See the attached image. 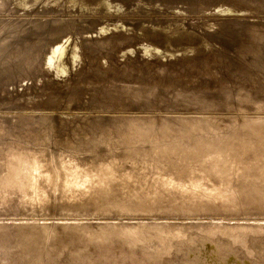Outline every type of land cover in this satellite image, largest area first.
<instances>
[{"label": "rangeland", "instance_id": "rangeland-1", "mask_svg": "<svg viewBox=\"0 0 264 264\" xmlns=\"http://www.w3.org/2000/svg\"><path fill=\"white\" fill-rule=\"evenodd\" d=\"M10 1L14 2L17 5V10L15 12H12L9 10L8 11H4V10L1 11L0 12V15H1L0 16V23H3V20H4V22H7L8 26H11V24H13V23L25 24L27 22V20L32 19V23L34 21L36 22V23L35 22L33 23L34 26L44 27V29L46 30L45 31L46 32V35H45L46 38L45 39H47L51 43H54L53 47L51 48L52 52H51L49 60H50V63L52 62V64L55 62V65H54V67H52L53 69L52 68H45L42 65V63L40 62L41 61L40 57H41L42 51L44 50V45L42 48V44H44V42H43L44 40L42 41L38 37H33L32 38L33 40H31V43L35 47L33 48V50H31L30 56L33 55L31 57H34V55H35L34 58H36V59L30 58V61H28L27 54H29V53L27 51H25V53H27V54L24 53L25 56H27L26 57L27 60L24 57V66L27 67V68L24 67L25 68L24 71L26 72L28 70H31V72L28 71L25 73L23 71L22 73L24 76L22 79H19L17 77H15V78L11 77V78H8L7 80H4V79L0 80V123L1 122L3 123V124L1 123L2 126L0 124V127L3 128V131L0 132V143H1L0 144V156L5 155L10 150H12V151H18V150L19 151H26L27 150V151H32V152H36V150H37L36 153L42 152L45 155H47V154L49 155L51 153V155L55 156V155L59 154L58 153L59 151H62L65 149H84L87 147L92 148V145L90 146L89 141L85 139L87 137L84 134L79 133L80 130L82 129L80 127L83 125H81L79 127L78 124L80 122H86V121H87V123H93L96 121L106 120L107 118L114 119L118 116L119 117L122 116V118H129L132 116L134 118H138V116H140L142 114V115H144L143 117H145V118L142 117L143 119H147V118L149 119V116H145V114L146 115L152 114V116H153V117H151L152 120L158 119L161 122L163 121V119H168V118L179 119L182 121L189 120L187 123L185 122L184 124L179 125L177 128H174V129H172L173 127H169V125H158L159 126L158 129L162 128L163 130H165L166 135H169V134L174 135L175 136L174 138H177L178 140H180L179 136H182V134L185 131H187L188 129L206 130L209 128L208 127L209 123L220 125V124H223L228 119H231L232 117H235V116H242V117H244L250 121L257 123V125H264V119H263L264 118V94H263L264 88H262V87H264V85H263L264 84V80H263L264 79V77H263L264 76V70H263L264 69V0H255V1L254 0H234V1L233 0H135V2H133L134 0H104L106 3V7L95 6L94 4H92L93 0H84V2H80V1L78 3L75 2L73 7H71V9L66 8L67 10H60L59 9V0H52L53 2H51V0H24V1L23 0H15V1L10 0ZM25 1H26V3H25ZM61 1H65V0H61ZM108 1H110V2H108ZM130 1L132 2V4ZM152 1H154V2H152ZM47 2L49 5L47 4ZM115 2H117V4ZM199 2H201V4ZM207 2H208V4H207ZM240 2H242L244 4H242ZM185 3H186V5H185ZM195 3H196V5H195ZM198 3L200 5H198ZM259 3H260V5H259ZM52 4H53V6H52ZM160 5H161V7H160ZM255 5H256V7H255ZM65 6L67 7L69 5L66 4ZM226 6L229 8H227ZM131 8H133V9H131ZM240 8H242V9H240ZM164 10H166V11H164ZM169 10H171V11H169ZM222 10L224 12L225 11L226 12L223 13ZM246 10H248V11H246ZM203 11H204V13H203ZM231 11H232V13H231ZM18 12H19V14H18ZM255 13H257V14H255ZM261 13H262V15H261ZM58 16H60V17H58ZM58 19H61V22H66V23L72 21L76 26L79 25L78 28L81 26L82 29L84 30V32L82 31V29H80L78 31V33H79L78 34L77 31H73L75 29L67 28V29H65L66 40L61 41L64 34L63 35L59 34V32H55L50 27H49L50 28L49 30H53V32L46 29V28H48V26H47L48 22H50V21L54 22V20L56 21ZM192 22H193V24H192ZM90 23H91V25H90ZM169 23L173 24L171 29H169L168 31H165L164 33L159 32V30H161V28H163L166 24H169ZM224 28H226V29H224ZM49 32H52V33H49ZM48 33L50 34V36ZM53 33H55L56 36ZM122 33H124L128 37ZM68 34L71 36H69ZM83 35H87V36H83ZM57 36H60V37L57 38ZM120 36H122V37H120ZM49 37L51 38V40ZM88 37H89V39H88ZM116 37L118 39L120 38L119 40H122V43ZM136 37L137 38L139 37V38L137 39ZM27 38L28 37H24V41H25V42L23 41L24 43H27V41H28ZM53 38H55L56 40ZM90 38L91 39L93 38V39L91 40ZM131 38H133V39H131ZM57 39L61 42H59ZM87 39H88V41H87ZM97 39H98V41H97ZM111 39H112V41H111ZM246 39L247 40L249 39L250 41L248 42ZM54 41H56V42L58 41V42L56 43ZM106 41L108 44H105ZM109 41H110V43H109ZM117 41H119L120 44ZM215 41H216V44H215ZM231 41L234 42V44ZM39 43H41L40 44L41 45L40 50H39V48H40ZM61 43H62V46H61ZM74 43H77L79 45V52L73 53L74 52V49H73ZM85 43H86V45H84ZM102 43H104V46H102L103 45ZM144 43L146 44V46L144 45ZM239 43H242V44H239ZM250 43L252 44V46ZM35 44H37V46ZM141 44L143 46H141ZM262 44H263V46H262ZM64 45H65V47H63ZM136 45H137V47H136ZM139 45H140V48L138 47ZM147 45H148V47H147ZM219 45L224 46L225 48L220 47ZM247 45H249V46H247ZM38 46H39V48H38ZM95 46H96V48H95ZM99 46H100V48H99ZM237 46H239L240 48H238ZM89 47L91 48V51H90ZM97 47H98V50L96 51ZM141 48H143V49H141ZM161 48H162V50H161ZM82 49H83V51H82ZM129 49H131V52ZM180 49H182V50H180ZM183 49H185V50L183 51ZM231 49H233V50H231ZM53 50H54V52H53ZM143 50L145 51L144 53H143ZM228 50H229V52H228ZM166 51L169 52V54H167ZM132 52L134 53L133 55H132ZM146 52H147V54L145 55ZM81 53H82V55H81ZM121 53H123V55ZM129 53H130V55H129ZM60 54H61V56H60ZM120 54L122 55L121 58H120ZM166 54H167V57H166ZM184 54H185V57L183 56ZM140 55L144 56V57H141ZM59 56L61 57L60 60H59ZM79 56H80V58H82V61H80L81 59L79 58ZM103 56H104V58L107 57V58H105L106 60L103 58ZM137 56H139V57H137ZM99 57H101V59ZM147 57H148V59H147ZM237 57H238V59H237ZM37 59H39V60H37ZM182 59H184V60L182 61ZM36 60H37V62H36ZM90 60H91V62H90ZM145 60H147V61H145ZM244 60L245 61L247 60V61L245 62ZM59 61L63 65L64 70L59 69ZM84 61L86 63H84ZM210 61H211V63H209ZM235 61H237V62H235ZM147 62H148V64H147ZM207 62L209 64H207ZM29 63H31L30 64L31 66L29 65ZM75 63H77V64H75ZM120 63H121V65H120ZM25 64H27V65H25ZM37 64H39L38 65L39 67L38 66L36 67ZM129 64H131V65H129ZM170 64H171V66H169ZM177 64L179 66H177ZM33 65H34V68L32 67ZM57 65H58V67H56ZM144 65H145V67H144ZM40 66L44 67L45 69L41 67L43 69L42 70L40 68ZM121 67H123V68H121ZM125 67H126V69H125ZM55 68H56V70H54ZM208 68H210V69H208ZM229 68H231V69H229ZM32 69H34V70H32ZM101 69H103V70H101ZM132 70H134L135 72L134 71L132 72ZM35 71H37L36 74H34ZM40 71H41V73H40ZM42 71H45V72H42ZM193 71H194V73H193ZM147 72H148V74H145ZM156 72H158V73H156ZM188 72H189V74H188ZM29 73L34 75V76L30 75ZM169 73H170V75H169ZM185 73H186V75H185ZM195 73H196V75H192ZM260 73H261V75H260ZM57 74H58V76H57ZM73 74H75V75H73ZM141 74L144 76L146 75L147 77L143 76L144 77L143 78ZM156 74L158 75V77L156 76ZM176 74H178V75H176ZM180 74H182V75H180ZM28 75H30L32 78ZM139 75H141V77ZM138 76H139V78H138ZM162 76H164V77H162ZM210 76H212V77H210ZM1 77H2V75H1ZM78 77H80V78H78ZM111 77H113V78H111ZM148 77H150V78H148ZM182 77H183V79H182ZM25 78H27V79H25ZM38 78H39V80H38ZM157 78H158V80H157ZM212 78H213V80H212ZM221 78H223V79L221 80ZM28 79H29V81H28ZM68 79H69V81H68ZM151 79L154 83H152ZM175 79H176V81H175ZM250 79H251V81H250ZM257 79H259V80H257ZM181 80H183V81H181ZM233 80H236V81H233ZM167 81H169L170 83H168ZM249 81L251 84L249 83ZM24 82H26V83L24 84ZM67 82L68 83L70 82V85ZM122 82H124V83H122ZM149 82H150V85H148ZM236 82H240V83H236ZM87 83L89 86L87 85ZM108 83H109V85H108ZM139 83H141L142 85ZM143 83H145V84L147 83V84L145 85ZM218 83H221V84H218ZM18 84H20L21 86H19ZM110 84H113V85H110ZM122 84H125V86L122 87ZM126 84L127 85L129 84V85L127 86ZM168 84H170L171 86ZM10 85H12V86H10ZM207 85H209V86H207ZM223 85H225V86H223ZM250 85H251V87H250ZM80 86H81V88H80ZM129 86H131V87H129ZM137 86L138 87L142 86L143 91L140 92L141 94L136 93L135 90H136V88H138ZM163 86H165L167 88H165V87L163 88ZM124 87H126L127 89L126 88L124 89ZM204 87H206L208 90ZM132 88L135 90H133ZM156 88H158L159 90ZM253 88L255 91L252 90ZM47 89H48V91H47ZM236 89L241 91V92H242V90L244 92V89H245L246 92H244V93L242 92L243 97L241 95L242 93H239V91H237ZM257 89L259 92L256 91ZM116 90H125L127 92V94L130 93V95H127V98H125L123 100L124 105L121 104L115 108L114 107H112V108L106 107V101H105V99L107 98L106 95H110V96L114 95L113 93ZM167 91H168V93H167ZM56 93H58V95ZM63 93H65V94H63ZM145 93H146V96H145ZM252 93H253V95H250ZM38 94H39V96H38ZM131 94H133L134 96ZM147 94H149V95L147 96ZM193 94H199V95L201 94V96H203V97L213 99L215 101V105L205 106V107L204 106H195L194 107L193 105H190V108H189V105H187V106L184 105L181 99L184 96H189V95H193ZM235 94L239 95V96L241 95V97L238 99V101L240 102L242 99V100H244V101H242V103L244 102L246 104H244V103L241 104V102H240V104H241L240 105V104H238L239 102L237 100H233L232 96L236 97ZM225 95H229V97L227 99L228 101L223 99L224 98L223 96H225ZM248 96H249V98H248ZM145 97L146 98L148 97V99H146ZM172 97L173 98L178 97V98L176 100V99H173ZM215 99H217L218 101ZM145 100H147V103L144 102ZM224 102H226V103H224ZM248 102L250 104H247ZM253 102H254V105H251ZM181 104H183V105H181ZM229 104H231L232 106H230ZM33 105H35V108ZM238 105H240V107H244V108L241 109ZM251 106H253V107H251ZM41 107H42V109H41ZM128 107H130V108H128ZM101 108H103V109H101ZM129 109H131L132 111ZM248 109H249V111H248ZM119 110H122V111H119ZM190 111H192V112H190ZM210 112H212V113H210ZM244 113H246V114L244 115ZM179 114H180V116H179ZM187 114H189V115H187ZM225 114H226V116H225ZM241 114H243V115H241ZM256 114H258V115H256ZM40 115H43V116L45 115L44 119H43V116H40ZM109 115H110V117H108ZM112 116H114V117H112ZM141 116H140V118H141ZM185 116H186V118H185ZM209 116L210 117L213 116L212 117L213 119H211ZM11 117L13 120L11 119ZM38 117H39V119H38ZM45 117H46V119H45ZM49 118H50V120H47ZM86 118H89V119H86ZM96 118L97 119L99 118V119L96 120ZM214 118H215V121H214ZM255 118H261L262 120H255ZM202 119H206L209 123L205 124V122H202ZM39 120L42 122L41 123L42 125L44 123L43 126L39 123L40 122ZM54 120H56V121H54ZM71 122H72V125H71ZM35 123L39 127L42 126V128H41L42 131L40 130V128L38 126H37L38 129H37ZM53 123L56 125L54 126ZM47 124H48V126H47ZM143 126L146 127L145 129L150 128V125L147 126V125L140 124V126H139L140 130L139 129H133V130H131L132 132H129V134H127V132L126 133L124 132L123 134H125L126 136L128 135V137H126L127 139L126 138L122 139L123 137H121L120 139H118L117 145L123 146V144H126V147H131L132 143L130 141L133 138L135 139L136 144H138V142H140V141L143 143V141L145 139H143V138L139 139L138 138V137H142V136L146 137V138L148 137L147 136L148 132H145L143 130L144 129ZM58 127L59 128L61 127V130ZM87 127L83 126V129H85ZM140 127H143V128H140ZM10 128H11V130H10ZM23 128L25 131L23 130ZM54 128H55V130H54ZM78 128H79V131H78ZM155 128H157V126ZM35 129H37L36 130L37 132L35 131ZM7 130L10 132L8 133ZM21 130L23 131V134H22ZM38 130H40V131H38ZM53 130H54V132H53ZM172 130H175V131H172ZM252 130L257 135L256 139L259 138V140L261 139V141L262 140L264 141V130L263 129H259V128H257V126H255L252 128ZM39 132H40V135H37V133L39 134ZM60 132H62L64 137ZM73 132H75V133H73ZM143 132L146 134H144ZM7 133H8V135H7ZM26 134L29 137H24V135L26 136ZM6 135L8 138L6 137ZM11 135H12V137H11ZM53 135H54V137H53ZM67 135H68V137H67ZM234 136H236V135H234ZM56 137H58V139ZM14 138L16 139V141ZM136 138H138V139H136ZM12 139H13V141H12ZM18 139H19V142H18ZM25 140H27V141H25ZM124 140H125V142H124ZM174 140L175 139L167 142L166 148H165V146L164 147L161 146L160 153H163L166 149H167V151L170 150L171 152L176 150L175 153H178L180 155L184 154L186 156V154H185L186 150L184 148H180V146H182V145L179 142H175ZM3 142H4V144H3ZM11 142H13V143H11ZM229 142H231V143L229 144ZM239 142L233 143L232 141H229V140L225 141L224 140L223 142H221V143L219 142L217 144L216 142H210L209 140L201 138L198 140L196 139L194 145L197 148H195L193 151L194 152L197 151L196 153L199 155V153L205 152L206 150L212 152V150L216 149V147L218 148V146L228 144V145H230V147L234 146V148L231 150L226 149L227 154H235V153H237V150L243 152V150H241V147L243 144L239 143ZM7 143L10 146L7 145ZM19 143H21L22 145ZM161 143H162V141H157V145H161ZM129 144H130V146H129ZM136 144H135V146H137ZM171 145H178V146H175L174 148H172ZM41 146H44V147H41ZM64 147H66V148L64 149ZM48 148H50V149H48ZM93 148L95 149L96 146H93ZM138 148H139V150L138 149L132 150L130 157L132 156L133 158H141L143 161L153 159V158H150V156H154V155H152V154H154V152L153 153L150 152L148 150V148L147 149L142 148L143 150L141 149V147H138ZM134 150H136V151H134ZM95 151L98 154L101 153L97 149H95ZM129 151H131V150H129ZM137 151H139V152H137ZM140 151L142 153H140ZM148 151H149V153H152V154H149V153L147 154ZM249 151H250V153H252L251 157L255 154L258 156H253V158H251L248 155L249 157H244V158L250 159L255 163L257 161V163L260 164L264 155H262V154L260 155V153L256 152L253 149L248 150L247 152H249ZM125 152H127V151L125 150ZM157 152L159 153V151H157ZM52 153H54L55 155ZM122 153H124V151ZM196 153H194V155H197ZM212 153H215V152H212ZM220 153L221 152H217L215 154L217 155V157L221 158L220 156H218V154H220ZM138 154H139V156H138ZM142 154H144V155H142ZM136 155L138 157H136ZM155 155H157V154H155ZM198 155H197V158H194V160L198 159ZM159 160H160V162L164 161V163H163L164 168L168 169L167 168L168 165H167L166 161H168L169 159L161 157L160 159H158V161ZM217 160H218V158L216 159V161ZM175 161L183 162V160L180 161V159L175 160ZM185 168H188V167L185 166ZM209 172L210 171H207V170L204 171V173H209ZM175 175L178 176L179 173H175L174 176ZM176 176H175V179H176ZM246 179L247 180L240 183V185L238 184L237 188L239 187V191H237L236 186L231 191V193H232L231 196L228 195L229 198L231 197L230 200L234 201V202L237 201V203L241 204V205L244 204L243 206H245V204H247L249 207H257L259 205L260 206L264 205V203H263L264 202V192L260 191V190H256V191L252 190L250 187L255 188L256 184L251 182L252 180H250L248 178H246ZM246 181H248L249 183ZM252 184H255V185L251 186ZM244 189H246V190H244ZM240 190H241V192H240ZM145 193L155 194V193H158V191H156L155 188H154V190H151L150 187L149 188L146 187V189H144L142 191L139 190L138 194L135 195V193H134L133 195H131V199H129L127 204L129 203L128 205H132V204L138 205V201L140 199H145L148 202H151V199H153L154 197L158 198L156 200L157 202H160L159 201L160 198L166 200V197H164V196H158V195L157 196L156 195L144 196ZM241 193L243 194L244 197H242ZM54 195H56V193ZM237 195L239 196V198H237L238 197ZM225 197H226V195H225ZM232 197H234V198L232 199ZM167 198L170 199L172 203L176 202L180 206H183V207H188V206L191 207L190 205H194V202L191 200L187 203H186V200L181 201L182 197H180L178 195H176V196L170 195V196H167ZM197 199L198 198H196V200H195L196 202L203 204V202L201 200H197ZM247 200H248V202H247ZM206 202H209V201H206ZM222 203L226 204V201L223 200ZM209 204H213V203L209 202ZM0 206L2 207V204H0ZM55 206H56V204L54 202L53 208L50 209L51 211L45 212V211L40 210V211H36L37 213L31 212V214L29 212H27L25 210V208L22 206L21 207L19 206V209L15 210V211H12V210L8 211L7 208L5 206H3V208L0 207L1 208L0 210H3L2 213H0V215H1L0 221H2V220L3 221H11L13 219H17V220L19 219L20 221H26V220H29L27 217L31 216V218H32L31 220H40L41 221V220L45 219L44 221L46 222V224H48L49 226H52L58 220L69 219L71 216H73V214L66 212V211H60L59 212L56 210L59 213H57V212L55 213V209H54ZM205 210L206 209H201L198 211H191V213L190 212L185 213V211H181V212L177 211L174 213L173 212L170 213V215H168L169 212H158V213H156V212H140V213L134 212V213H131L132 215L130 217H128V216L125 217V215H122L120 217H115V218H114V214L107 213V214H100V216H103V218L92 219L91 221H93V220H95V221H101V220L110 221V220H112V221L118 222L119 224H122V225L123 224H129V223H130L129 225L138 224V225L142 226L147 231V233H149V234H150L149 231H154V230H158V229L160 231H161V229L163 230L166 228L172 229L173 226H171V224H177L180 226L181 231H183V229H184V235H188L192 238H198V239L201 236L200 231L202 229H205V228H211V227H215V226L218 227V226L243 224V222H244V224L245 223L259 224V225L264 224V214H261V213L259 214V213H255V212H245V211H240V212H234L233 211V213H232V211H230V213H228L229 211L225 210L227 212L226 213L225 211H212V210H210V212H208L207 210L206 211ZM182 212H184L185 215ZM41 213H43V214H41ZM152 213H154V214H152ZM204 213H206V214H204ZM207 213H208V215H207ZM51 214H54V215H51ZM77 217H79V214L77 215ZM86 218H88V217H85V219ZM247 218H249V219H247ZM237 222H239V223H237ZM60 223L62 224V221ZM185 223H189L190 225L185 224ZM156 224H157V226H156ZM161 224H162V226H161ZM168 224L172 228H170L168 226ZM181 226H182V228H181ZM186 226L187 227L189 226V227L187 228ZM192 226H194V227H192ZM195 226H197V227H195ZM193 228H194V230H192ZM198 228H201V229H198ZM218 233L219 232L215 233L214 236L220 237V238L224 237V236H221L222 234L220 235ZM230 235H228L229 236L228 238H232V236L230 237ZM154 236H156V235H154ZM151 239H150L151 240L150 243L151 242L152 243L151 244L149 243V245H151L149 247V249L153 247L152 245H158L159 244V238L151 237ZM143 251H145V250L143 249Z\"/></svg>", "mask_w": 264, "mask_h": 264}, {"label": "bare ground", "instance_id": "bare-ground-1", "mask_svg": "<svg viewBox=\"0 0 264 264\" xmlns=\"http://www.w3.org/2000/svg\"><path fill=\"white\" fill-rule=\"evenodd\" d=\"M79 1L84 2V0H65V1L59 0V9L60 10H67L66 8L71 9V7H73L74 3L75 2L78 3ZM51 2H53V1L51 0ZM108 2H110V1H108ZM133 2H135V0ZM152 2H154V1H152ZM25 3H26V1H25ZM115 3L117 4V2H115ZM199 3L201 4V2H199ZM199 3H198V5H200ZM240 3H242V2H240ZM47 4H48V2H47ZM66 4H68L69 6L66 7L65 6ZM92 4H94L95 6L106 7V3L104 0H93ZM131 4H132V2H131ZM207 4H208V2H207ZM242 4H244V3H242ZM185 5H186V3H185ZM195 5H196V3H195ZM259 5H260V3H259ZM52 6H53V4H52ZM160 7H161V5H160ZM255 7H256V5H255ZM227 8H229V7H227ZM131 9H133V8H131ZM240 9H242V8H240ZM3 10L4 11L9 10V11L15 12L17 10V5L14 2H11L10 0H0V12ZM164 11H166V10H164ZM169 11H171V10H169ZM246 11H248V10H246ZM225 12L223 11V13H225ZM203 13H204V11H203ZM231 13H232V11H231ZM18 14H19V12H18ZM255 14H257V13H255ZM261 15H262V13H261ZM58 17H60V16H58ZM33 23H32V19L27 20V22L25 24L13 23V24H11V26H8L7 22H4V20H3V23H0V80L1 79L7 80L8 78H11V77H14V78L17 77L19 79L23 78L24 75L22 72L25 69L24 67H26V66H24V57L26 58L28 56V61H30V58L35 57V55H34V57H31L33 55L30 56L31 50H33V48L35 47L31 43V40H33L32 39L33 37H38L42 41L44 40L43 41L44 44H42V48L44 45V50L42 51V54L40 57V60H41L40 62L42 63V65L45 68L54 67L55 62L52 64V62L50 63V60H49L51 52H52L51 48L53 47L54 43H51L47 39H45L46 38V36H45L46 32L45 31L46 30L44 29V27H42V26L36 27L33 25ZM192 24H193V22H192ZM90 25H91V23H90ZM47 26H48V28H46L47 30H49L51 28L55 32H59V34H62V35L64 34L61 41L66 40L65 29H67V28L72 29L73 28V29H75L73 31H77V33L80 29H82L81 26L78 28L79 25L76 26L72 21L66 23V22H61V19H58L56 21L54 20V22L50 21V22H48ZM172 26H173V24H171V23L166 24L163 28H161V30H159V32L164 33L165 31H168L169 29H171ZM224 29H226V28H224ZM53 30H49V31L53 32ZM82 31L84 32L83 29H82ZM52 32H49V33H52ZM53 34L55 35V33H53ZM122 34H124V33H122ZM49 36H50V34H49ZM69 36H71V35H69ZM83 36H87V35H83ZM125 36H127V35H125ZM24 37H28L27 43H24L25 42ZM58 37H60V36H57V38ZM120 37H122V36H120ZM53 39H55V38H53ZM88 39H89V37H88ZM88 39H87V41H88ZM131 39H133V38H131ZM50 40H51V38H50ZM61 41H59V42H61ZM97 41H98V39H97ZM111 41H112V39H111ZM119 41H121V43H122V40H119ZM119 41H117V42H119ZM247 41L249 42L250 40L248 39ZM54 42H56V41H54ZM109 43H110V41H109ZM232 43L234 44V42H232ZM242 43H239V44H242ZM40 44L41 43H39L40 48L38 46L39 50L41 49ZM102 44L101 45L104 46V43H102ZM105 44H108L107 41ZM119 44H120V42H119ZM215 44H216V41H215ZM35 45L37 46V44H35ZM84 45H86V43ZM144 45L146 46L145 43H144ZM61 46H62V43H61ZM96 46H95V48H96ZM141 46H143V45L141 44ZM239 46H237V47L240 48ZM247 46H249V45H247ZM251 46H252V44H251ZM262 46H263V44H262ZM63 47H65V45ZM136 47H137V45H136ZM138 47L140 48V45ZM147 47H148V45H147ZM220 47H224V46H220ZM99 48H100V46H99ZM73 49H74L73 53L79 52V45L77 43H74ZM141 49H143V48H141ZM97 50H98V47H97L96 51ZM129 50L131 52V49H129ZM161 50H162V48H161ZM180 50H182V49H180ZM184 50L185 49H183V51ZM231 50H233V49H231ZM25 51H27L29 54L25 53ZM82 51H83V49H82ZM90 51H91V48H90ZM53 52H54V50H53ZM144 52L145 51L143 50V53ZM228 52H229V50H228ZM24 53L27 54V56H25ZM121 54L123 55V53H121ZM121 54H120V58L122 56ZM133 54L134 53L132 52V55ZM146 54H147V52L145 53V55ZM167 54H169V52H167ZM167 54H166V57H167ZM185 54L183 55L184 57H185ZM81 55H82V53H81ZM129 55H130V53H129ZM60 56H61V54H60ZM60 56H59V60L61 58ZM137 57H139V56H137ZM141 57H144V56H141ZM238 57H237V59H238ZM79 58H80V56H79ZM99 58L101 59V57H99ZM103 58H104V56H103ZM105 58H107V57H105ZM34 59H36V58H34ZM80 59H81L80 61H82V58H80ZM147 59H148V57H147ZM26 60H27V58H26ZM37 60H39V59H37ZM37 60H36V62H37ZM183 60L184 59H182V61ZM145 61H147V60H145ZM90 62H91V60H90ZM235 62H237V61H235ZM84 63H86V62L84 61ZM121 63H120V65H121ZM209 63H211V61ZM209 63L207 62V64H209ZM30 64L31 63H29V65ZM75 64H77V63H75ZM147 64H148V62H147ZM25 65H27V64H25ZM38 65L39 64H37L36 67ZM129 65H131V64H129ZM169 66H171V64ZM177 66H179V65L177 64ZM32 67L34 68V65ZM41 67L42 66H40V68ZM44 67H42V68H44ZM56 67H58V65ZM144 67H145V65H144ZM121 68H123V67H121ZM59 69L64 70L63 65L61 64L60 61H59ZM125 69H126V67H125ZM208 69H210V68H208ZM229 69H231V68H229ZM32 70H34V69H32ZM54 70H56V68ZM101 70H103V69H101ZM28 71L31 72V70H28ZM28 71H26V72H28ZM133 71L134 70H132V72ZM36 72L37 71H35L34 74H36ZM42 72H45V71H42ZM189 72H188V74H189ZM40 73H41V71H40ZM156 73H158V72H156ZM193 73H194V71H193ZM145 74H148V72ZM178 74H176V75H178ZM1 75H2V77H1ZM30 75H32V74H30ZM30 75H28V76H30ZM73 75H75V74H73ZM141 75H139V76L141 77ZM169 75H170V73H169ZM180 75H182V74H180ZM185 75H186V73H185ZM192 75H196V73L192 74ZM260 75H261V73H260ZM32 76H34V75H32ZM57 76H58V74H57ZM139 76H138V78H139ZM143 76L144 75H142V77ZM156 76L158 77L157 74H156ZM162 77H164V76H162ZM210 77H212V76H210ZM78 78H80V77H78ZM111 78H113V77H111ZM148 78H150V77H148ZM25 79H27V78H25ZM182 79H183V77H182ZM222 79L223 78H221V80ZM259 79H257V80H259ZM38 80H39V78H38ZM157 80H158V78H157ZM212 80H213V78H212ZM28 81H29V79H28ZM68 81H69V79H68ZM151 81H152V79H151ZM175 81H176V79H175ZM181 81H183V80H181ZM233 81H236V80H233ZM250 81H251V79H250ZM250 81H249V83H250ZM167 82L170 83L169 81H167ZM25 83L26 82H24V84ZM122 83H124V82H122ZM152 83H154V82L152 81ZM236 83H240V82H236ZM20 84H18V85L21 86ZM68 84L70 85V82ZM139 84H141V83H139ZM143 84H145V83H143ZM218 84H221V83H218ZM87 85H88V83H87ZM108 85H109V83H108ZM110 85H113V84H110ZM148 85H150V82L148 83ZM168 85H170V84H168ZM10 86H12V85H10ZM123 86H125V84H122V87ZM165 86H163V88ZM207 86H209V85H207ZM223 86H225V85H223ZM129 87H131V86H129ZM250 87H251V85H250ZM80 88H81V86H80ZM125 88L126 87H124V89ZM165 88H167V87H165ZM204 88H206V87H204ZM262 88H264V87H262ZM156 89H158V88H156ZM133 90H135V89H133ZM252 90H254V88ZM47 91H48V89H47ZM135 91H136V93L142 92L143 91L142 86L136 88ZM237 91H239V90H237ZM256 91H258V89ZM242 92H243V90H242ZM242 92L239 91V93H242ZM244 92H246L245 89H244ZM167 93H168V91H167ZM243 93L241 94L242 97H243ZM56 94L58 95V93H56ZM63 94H65V93H63ZM113 94L114 95H111V96L106 95L107 96V98L105 99L106 107H111V108L114 107L115 108L118 105H121V104L124 105L123 100L125 98H127V95H130V93L127 94V92L125 90H116ZM149 94H147V96ZM263 94H264V92H263ZM131 95H133V94H131ZM241 95L239 96V95L235 94L236 97L232 96V98H233V100L238 101V99L241 97ZM250 95H253V93ZM38 96H39V94H38ZM145 96H146V93H145ZM223 97H224L223 98L224 100H227L229 95H225ZM177 98H173V99L177 100ZM248 98H249V96H248ZM146 99H148V97ZM181 100H182L184 105H186V106L189 105V108H190V105H193L194 107L195 106H204L205 107V106L215 105V101L213 99L203 97V96H201V94L200 95L199 94H193V95H189V96H184V97H182ZM215 100H217V99H215ZM242 101H244V100L241 99V101H240L241 104L244 103V102L242 103ZM144 102L147 103V100H145ZM240 102L238 104H240ZM224 103H226V102H224ZM183 104H181V105H183ZM244 104H246V103H244ZM247 104H250V103L248 102ZM229 105L232 106L231 104H229ZM240 105H238V106L240 107ZM251 105H254V102ZM33 106L35 108V105H33ZM251 107H253V106H251ZM128 108H130V107H128ZM240 108L243 109L244 107H240ZM41 109H42V107H41ZM101 109H103V108H101ZM131 109H129V110H131ZM119 111H122V110H119ZM248 111H249V109H248ZM190 112H192V111H190ZM212 112H210V113H212ZM180 114H179V116H180ZM245 114L246 113H244V115ZM150 115L145 114V116H149V119L148 118L143 119V118H145V117H143L144 115H142L141 118H140V116H138V118H134L133 116L129 117V118H122V116L121 117L118 116L119 118L118 117H116L114 119L107 118L106 120L96 121L93 123H87V121L86 122H80L78 124L79 127L81 125L86 126V127L88 126L85 129H83V126H81L80 128H82V129L80 130L79 133H82L87 137L85 139L89 141L90 146L92 145V148L87 147L84 149H65L66 147H64L65 150L59 151L58 155H55L54 153H52L55 156L51 155V153L49 155L48 154L45 155L42 152L36 153L37 150H36V152L27 151V150L26 151H19V150L18 151H12V150H10L5 155H1L0 156V204H2V207L0 206L1 208H3V206H5L8 211L9 210L15 211V210L19 209V206L20 207L22 206L25 208V210L27 212H29L31 214V212H36V211H40V210L45 211V212L51 211L50 209L53 208V203L55 202V204H56V206L54 207L55 213L57 211H59V212L60 211H66V212L73 214V216H71L69 219L58 220L52 226H49L48 224H46V222L44 221L45 219L41 220V221L40 220H31L32 219L31 216L27 217L29 220H26V221H20L19 219L18 220L13 219L11 221H3V220L0 221V264H264V224H261V225H259V224H248V223L244 224V222H243V224L218 226V227L215 226V227H211V228H205V229H202L200 231L201 236L198 239V238H192L188 235H184V229H183V231H181L180 226L177 224H171V226H173V228L170 227L168 224V226L172 229L166 228L163 230L161 229V231L158 229V230H154V231H149L150 232V234H149V233H147V231L142 226H140L138 224L129 225L130 224L129 223V224H123L122 225V224H119L118 222H115L112 220H110V221H106V220H101V221L93 220V221H91L92 219L103 218V216H100V214H107V213L114 214V218H115V217H120L122 215H125V217L126 216L130 217L132 215L131 213H134V212H139V213L140 212H156V213H158V212H169L168 215H170V213H172V212L174 213L177 211L178 212L179 211L180 212L185 211V213H187V212L191 213V211H198L201 209H206L208 212H210V210H212V211H225L226 210V211H229L228 213H230V211H232V213H233V211L234 212L245 211V212H255V213H259V214L260 213L264 214V205H262V206L259 205L257 207H249L247 204H245V206H243L244 204L243 205L238 204L237 201L236 202L231 201L230 200L231 197L229 198V196H228V195L231 196V194H232L231 191L235 188V186H236L237 191H239V187L237 188L238 184L240 185V183L247 180L246 178L252 180L251 182L256 184V185L255 184L251 185V186L255 185V188L250 187L252 190H255V191L260 190V191L264 192V157H263L262 161L260 162V164H258L257 161L255 163L250 159L244 158V157H249V156L251 157L252 153H250V151L249 152H247V151L252 150V149L254 150V146H253L254 143H258L259 146H257V147H261L262 149H264V141L263 140L261 141V139L259 140V138L256 139L257 135L252 130V128L255 126H257V128H259V129H263V130H264V127H261V126L257 125V123L250 121V120H248L242 116H235V117H232L231 119H228V120L226 119L227 121H225L223 124H220V125L219 124L218 125L217 124H211L206 119H202V122H205V124L209 123V126H208L209 128L206 130L188 129L187 131H185L182 134V136H179V138L181 140L180 141L177 138H174L175 137L174 135H170V134L166 135L165 130H163L162 128L158 129V127H159L158 125H169V127H173L172 129H174V128H177L179 125L184 124L185 122L187 123L189 120L183 119L184 121H182L179 119L168 118V119H163V121L161 122L158 119L152 120L151 117H153V116H152V114H150ZM187 115H189V114H187ZM241 115H243V114H241ZM256 115H258V114H256ZM40 116H43V115H40ZM44 116H43V119H44ZM114 116H112V117H114ZM225 116H226V114H225ZM108 117H110V115ZM212 117H210V118L213 119ZM185 118H186V116H185ZM11 119H12V117H11ZM38 119H39V117H38ZM45 119H46V117H45ZM86 119H89V118H86ZM98 119L96 118V120H98ZM47 120H50V118ZM255 120H262V119L261 118H255ZM54 121H56V120H54ZM214 121H215V118H214ZM39 123L41 124L42 122L40 121ZM2 124H1V126H2ZM140 124L147 125V126L150 125V128H148V129H145L146 127L143 126L144 127L143 130L145 132H148L147 133L148 137L147 138L143 137V136L138 137L139 139L140 138L145 139L143 141V143L140 141V142H138V144H136L135 143L136 141L133 138L130 141L132 143L131 147H126V144H123V143H122L123 146L117 145L118 139H120L121 137H123L122 139H125L126 137H128V135L126 136L125 134H123L124 132L125 133L127 132V134H129V132H132L131 130L139 129ZM43 125H44V123H43ZM55 125L56 124H54V126ZM71 125H72V122H71ZM37 126L38 125L36 124V127ZM42 126L41 127L38 126L40 128V130H41ZM47 126H48V124H47ZM156 126H157V128H155ZM38 127H37V129H38ZM143 127H140V128H143ZM37 129H35V131ZM59 129L61 130V127ZM10 130H11V128H10ZM23 130H24V128H23ZM40 130H38V131H40ZM54 130H55V128H54ZM54 130H53V132H54ZM175 130H172V131H175ZM1 131H3L2 127H0V132ZM78 131H79V128H78ZM7 132L9 133L10 131L7 130ZM21 132L23 134L22 130H21ZM62 132H60V133L62 134ZM8 133H7V135H8ZM73 133H75V132H73ZM27 134H26V136L24 135V137H29ZM144 134H146V133H144ZM7 135H6V137H7ZM37 135H40V132H39V134L37 133ZM234 135L239 136L237 138H241L242 140L244 139V140L248 141L245 144H243L245 147H243V145H242L241 150H243V152H241L239 154H231V155L227 154L226 149L223 145L218 146V148L216 147V149L212 150V152H215V153L221 152L223 155V157H221V158L217 157V155L215 153H212V152L207 151V150L205 152L199 153V155L196 153L197 151L196 152L193 151L195 148H197L194 145L196 139L198 140V139L204 138L206 140H209L210 142H216L218 144L219 142L221 143L224 140L225 141L232 140L234 138ZM11 137H12V135H11ZM53 137H54V135H53ZM63 137H64V135H63ZM67 137H68V135H67ZM56 138L58 139V137H56ZM138 138H136V139H138ZM19 139H18V142H19ZM173 139H175L174 140L175 142H179L182 145L180 148H184L186 150L185 151L186 156L184 154H183L184 155L183 156L182 154L180 155L178 153H175L176 150L171 152L170 150L167 151V149H166L163 153H160L161 146L162 147L165 146V148H166L167 142H169ZM12 141H13V139H12ZM15 141H16V139H15ZM25 141H27V140H25ZM157 141H162L161 145H157ZM124 142H125V140H124ZM11 143H13V142H11ZM239 143H242V142L240 141ZM3 144H4V142H3ZM19 144H21V143H19ZM135 144L138 147H141V149L142 148H145V149L148 148V150L150 152H152V153L154 152V154L149 153V151L147 152V154L149 153V154L154 155V156H150V158H153V159L143 161L141 158H133L132 156L130 157L133 149L139 150V148L137 146H135ZM7 145H9V144L7 143ZM93 146H96L95 149L99 150L101 153L100 154L96 153ZM129 146H130V144H129ZM41 147H44V146H41ZM48 149H50V148H48ZM122 150L124 151V153H122L123 152ZM125 150L127 152H125ZM129 150H131V151H129ZM134 151H136V150H134ZM157 151H159L160 154ZM137 152H139V151H137ZM140 153H142V152L140 151ZM194 153H196L198 155L197 160H194V158H197V155H194ZM139 154H138V156H139ZM155 154H157V155H155ZM261 154L264 155V152L260 153V155ZM142 155H144V154H142ZM138 156L136 155V157H138ZM253 156H258V155L255 154ZM253 156L251 158H253ZM161 157L169 159L168 160L169 162L166 161L167 165H168L167 166L168 169L164 168V164H163L164 161H162V160H161L162 162H160V160L158 161V159H160ZM217 158L219 161L218 160L216 161ZM178 159H180V161L183 160V162L175 161ZM170 160H172V161H170ZM223 162H225V163H223ZM185 166L188 168H185ZM206 170L210 171V172L204 173V171H206ZM175 173H179L178 176L175 175L176 179L174 176ZM246 182H248V181H246ZM146 187H148V188L150 187L151 190H154V188H155V190L158 191V193H155V194L145 193L144 196H148V195L164 196V197H166V200L160 198L159 199L160 202H157L156 200L158 198L154 197L153 199H151V202H148L145 199H140L138 201V205H133L132 203H131L132 205H128L129 203L127 204L129 199H131V195H133L134 193H135V195L138 194L139 190L142 191V190L146 189ZM244 190H246V189H244ZM240 192H241V190H240ZM55 193H56V195H54ZM170 195H172V196L178 195V196L182 197L181 201L186 200V203L191 200L194 202V205H190L191 207H189V206L183 207V206H180L176 202L172 203L171 200L168 199L169 197L167 198V196H170ZM225 195H226V197H225ZM241 195H242V197H244L242 193H241ZM196 198H198L197 200H201L203 202V204L196 202L195 201ZM233 198L234 197H232V199ZM237 198H239V196ZM223 200L226 201V204L222 203ZM206 201L212 202L213 204H209V202H206ZM247 202H248V200H247ZM2 211L3 210H0V213H2ZM59 212H57V213H59ZM182 213H184V212H182ZM185 213H184V215H185ZM41 214H43V213H41ZM78 214H79V217H77ZM152 214H154V213H152ZM204 214H206V213H204ZM51 215H54V214H51ZM207 215H208V213H207ZM85 217H88V218L85 219ZM247 219H249V218H247ZM61 221H62V224L60 223ZM237 223H239V222H237ZM185 224H189V223H185ZM156 226H157V224H156ZM161 226H162V224H161ZM192 227H194V226H192ZM195 227H197V226H195ZM181 228H182V226H181ZM198 229H201V228H198ZM192 230H194V228ZM217 232H219L218 234H220V235L222 234L221 236H224V237L223 238L215 237L214 234ZM154 235H156V236H154ZM228 235H230V237L232 236V238H228L229 237ZM151 237L159 238V244L158 245H152L153 247L149 249V247L151 246V245H149L150 241L152 240ZM143 249L145 251H143Z\"/></svg>", "mask_w": 264, "mask_h": 264}, {"label": "water", "instance_id": "water-1", "mask_svg": "<svg viewBox=\"0 0 264 264\" xmlns=\"http://www.w3.org/2000/svg\"><path fill=\"white\" fill-rule=\"evenodd\" d=\"M259 126L264 127V125H259ZM237 137H239V136H234V138L232 140H229V141H232L233 143H235V142L238 143V141H241L242 144H245L246 142H248V141H246L244 139L242 140L241 138H237ZM229 143H231V142H229ZM175 146H178V145H171L172 148H174ZM223 146L225 147V149H230V150L234 148V146L230 147V145H228V144L227 145H223ZM253 146H254V150L256 152H258V153H263L264 152V149H262L261 147H257V146H259L258 143H254ZM243 147H245V146L243 145ZM239 153H241V151L237 150V153H235V154H239ZM229 155H231V154H229ZM218 156L223 157L222 153L218 154ZM170 161H172V160H170ZM223 163H225V162H223Z\"/></svg>", "mask_w": 264, "mask_h": 264}]
</instances>
